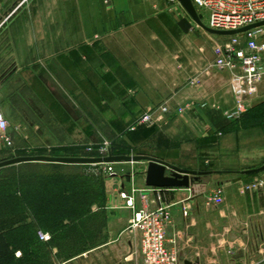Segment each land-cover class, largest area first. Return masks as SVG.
Masks as SVG:
<instances>
[{
	"label": "crops",
	"instance_id": "1",
	"mask_svg": "<svg viewBox=\"0 0 264 264\" xmlns=\"http://www.w3.org/2000/svg\"><path fill=\"white\" fill-rule=\"evenodd\" d=\"M178 6L162 0H0V104L13 140L12 147L0 142V163L25 156L77 157L76 98L91 107L92 71L101 77L120 73L115 86L131 89L130 102L141 116L158 104L190 101L197 111L185 114L204 121L205 134L249 118L243 132L259 137L232 149L241 165L201 177L226 178L217 184L223 190L220 206L210 202L216 187L209 195L200 183L148 188L147 163L143 186L136 174L92 177L89 165L2 168L5 229L47 234L50 240L39 242L51 264H140L141 234L129 229L130 221L140 210L170 204L175 206L168 246L179 264H264V192L244 191L263 181L264 172L242 174L264 166V82L249 101L250 111L228 120L237 102L231 73L211 68L215 50ZM154 24L158 32L151 31ZM194 79L198 85H191ZM121 193L133 198L134 209Z\"/></svg>",
	"mask_w": 264,
	"mask_h": 264
},
{
	"label": "rangeland",
	"instance_id": "2",
	"mask_svg": "<svg viewBox=\"0 0 264 264\" xmlns=\"http://www.w3.org/2000/svg\"><path fill=\"white\" fill-rule=\"evenodd\" d=\"M162 1H167L174 6L180 5L177 0ZM180 6H178V8L181 9L182 6ZM181 11L185 10L183 9ZM184 15L191 21L196 31L203 33V35L208 38L214 50L218 45L222 46L227 42L225 37L215 36L204 31L190 19L186 12H184ZM150 28L151 31H159L157 25H155V27L151 25ZM241 45V47H243L244 42L241 43ZM94 60H96L95 57H93V61ZM87 74L86 76L88 77ZM117 75H120V73L116 74L115 71L109 72L107 75H103L102 72V77L98 71H92L90 73L92 99L90 108L87 102L83 105V97L77 95V143L73 151V154H76L77 157H103L105 154H101L99 149L101 146L107 145L113 155L139 156L149 153L185 168H190L191 170L197 168L195 171L200 170L207 172V170L227 169L237 164L241 165L243 161L237 159L232 149L236 146L240 148L247 147V141L250 138L259 139L258 136H247L242 130V127H247L246 125L250 122L249 118L245 120L240 119L229 128L227 127L224 129L221 133L205 134L204 121L197 119L194 115L188 116V114H185L186 111H197L198 106L190 101L182 104L172 103L173 101L167 102L170 112L166 115L164 122L154 128L138 127L133 130L142 113H137V107L133 106L130 102V88H116L115 83L118 81ZM79 81L80 79L77 80V83ZM104 84L108 86H104ZM122 99L126 101L125 104L121 103ZM164 104L166 103L152 107L158 109ZM179 108H184L185 112L180 114ZM83 110H85V119H82L84 115ZM89 149H93L94 151L90 152ZM1 159L4 160L5 157H1ZM85 167L89 169V173L92 177H99L102 179L111 178V176L105 172L106 166L89 165ZM145 167L146 164L144 162L140 164H115L114 166L117 175H124L125 179L128 178V175L132 174H136V178L140 176L139 180L141 186L145 184L142 174L145 171ZM225 179L226 178L216 177L212 180V178H207L202 180L200 184L204 185L202 189L209 195L215 187L220 186L217 184H220V182ZM25 244L26 240L23 242L24 251L28 250L27 244ZM19 251H17L14 257L15 260H13L16 262H13L10 257L11 255L14 256V254L10 251V255L7 250L3 249L0 253V262L23 264L18 262L20 259H23L22 256L20 258L17 257L20 255ZM37 253L39 257L33 260L31 264H51L45 249H38ZM136 257L139 262L142 263V257L139 252Z\"/></svg>",
	"mask_w": 264,
	"mask_h": 264
},
{
	"label": "built area",
	"instance_id": "3",
	"mask_svg": "<svg viewBox=\"0 0 264 264\" xmlns=\"http://www.w3.org/2000/svg\"><path fill=\"white\" fill-rule=\"evenodd\" d=\"M202 22L210 29L220 32H233L245 29L264 22V0H191ZM204 19V20H203ZM206 22V23H205ZM227 42L215 49L217 60L214 68L231 73L230 87L236 97V108L226 113L230 121L241 118L251 108L250 99L254 98L264 82V26L238 34L225 37ZM244 46L241 47V43ZM199 80L194 79L191 85H198ZM168 104L156 108H149L136 122L138 127L154 128L164 122L169 114ZM184 108H179L183 114ZM9 122L7 121L0 104V142L6 147L13 146L9 135ZM93 152V149H89ZM105 156L111 152L107 145L99 149ZM103 156V157H105ZM105 172L115 177L117 171L115 164H105ZM259 189L264 192V180L244 187V191ZM126 206L135 208L133 198L121 193ZM210 202L220 206L224 203L222 187L215 188ZM175 204L162 205L156 210H140L130 221L129 229L141 234L140 255L141 264H179L178 253L168 246L167 231L173 225L172 208ZM41 241L48 242L47 234L39 233Z\"/></svg>",
	"mask_w": 264,
	"mask_h": 264
},
{
	"label": "water",
	"instance_id": "4",
	"mask_svg": "<svg viewBox=\"0 0 264 264\" xmlns=\"http://www.w3.org/2000/svg\"><path fill=\"white\" fill-rule=\"evenodd\" d=\"M185 10L190 19L209 34L219 37H233L247 31L264 26V22L233 32H220L208 28L199 17L191 0H177ZM147 163L146 186L152 189H188L201 182V177L212 174V172L186 170L166 161L145 156L113 155L110 153L105 157H50V156H25L17 157L0 163V169L24 163H50L67 165H105V164H132ZM264 172V166L242 172L243 175H254Z\"/></svg>",
	"mask_w": 264,
	"mask_h": 264
},
{
	"label": "trees",
	"instance_id": "5",
	"mask_svg": "<svg viewBox=\"0 0 264 264\" xmlns=\"http://www.w3.org/2000/svg\"><path fill=\"white\" fill-rule=\"evenodd\" d=\"M207 172L210 171L207 170ZM4 191H5L4 181H3V177L0 175V253L2 252L3 249L7 250L9 253L11 251V253L14 254V256L11 255L10 253L11 255L10 259H12L13 261L15 260L14 257L16 256L17 251L20 250L22 251L23 259L22 260L20 259L18 262L23 264H31L33 260H36V258L39 257L37 250L43 248L47 252L48 260H50L48 249L45 246L41 245L39 242L41 241L39 237V233L42 232H39L36 237L35 233L28 230L15 231L14 229L13 230L5 229V224L3 221L4 208H3V198H2ZM24 240H26L27 245L26 244L25 245L28 247V250L26 251H24V245H23ZM0 264H10V263L0 262Z\"/></svg>",
	"mask_w": 264,
	"mask_h": 264
}]
</instances>
